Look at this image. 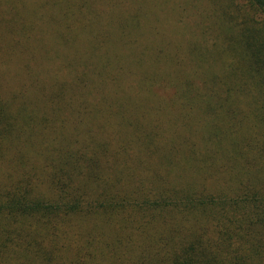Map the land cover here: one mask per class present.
I'll return each instance as SVG.
<instances>
[{
    "label": "trees",
    "instance_id": "trees-1",
    "mask_svg": "<svg viewBox=\"0 0 264 264\" xmlns=\"http://www.w3.org/2000/svg\"><path fill=\"white\" fill-rule=\"evenodd\" d=\"M0 264H264V0H0Z\"/></svg>",
    "mask_w": 264,
    "mask_h": 264
},
{
    "label": "rangeland",
    "instance_id": "rangeland-1",
    "mask_svg": "<svg viewBox=\"0 0 264 264\" xmlns=\"http://www.w3.org/2000/svg\"><path fill=\"white\" fill-rule=\"evenodd\" d=\"M163 30H164V32H165V30H170V26L166 23V24H164V26H163ZM38 69H40V71H43L42 69V67H39ZM43 76V75H42ZM44 77L48 80V81H50V82H52L53 80H54V78H55V74L54 73H52L51 71H47L46 70V72L44 73ZM10 80H8L7 79V83L9 82ZM13 87H17V83H13Z\"/></svg>",
    "mask_w": 264,
    "mask_h": 264
}]
</instances>
